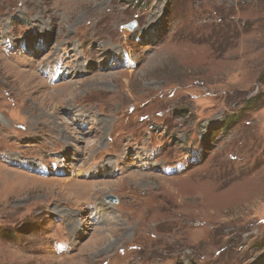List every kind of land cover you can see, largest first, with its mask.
Instances as JSON below:
<instances>
[{
	"label": "rangeland",
	"instance_id": "1",
	"mask_svg": "<svg viewBox=\"0 0 264 264\" xmlns=\"http://www.w3.org/2000/svg\"><path fill=\"white\" fill-rule=\"evenodd\" d=\"M0 264H264V0H0Z\"/></svg>",
	"mask_w": 264,
	"mask_h": 264
},
{
	"label": "trees",
	"instance_id": "2",
	"mask_svg": "<svg viewBox=\"0 0 264 264\" xmlns=\"http://www.w3.org/2000/svg\"><path fill=\"white\" fill-rule=\"evenodd\" d=\"M261 80V78H260ZM236 119H235V115H231V116H225L224 120H222L219 124V128L218 129H229L231 128V126L235 123ZM216 129V130H218Z\"/></svg>",
	"mask_w": 264,
	"mask_h": 264
},
{
	"label": "water",
	"instance_id": "3",
	"mask_svg": "<svg viewBox=\"0 0 264 264\" xmlns=\"http://www.w3.org/2000/svg\"><path fill=\"white\" fill-rule=\"evenodd\" d=\"M134 25V24H133ZM133 25H130V27L129 28H132L133 27ZM109 198L111 199V196H109Z\"/></svg>",
	"mask_w": 264,
	"mask_h": 264
},
{
	"label": "bare ground",
	"instance_id": "4",
	"mask_svg": "<svg viewBox=\"0 0 264 264\" xmlns=\"http://www.w3.org/2000/svg\"><path fill=\"white\" fill-rule=\"evenodd\" d=\"M140 156V155H139ZM104 187L106 186V184H102Z\"/></svg>",
	"mask_w": 264,
	"mask_h": 264
}]
</instances>
